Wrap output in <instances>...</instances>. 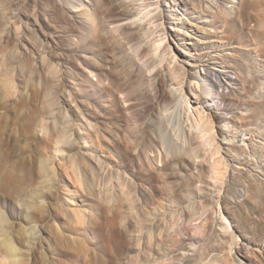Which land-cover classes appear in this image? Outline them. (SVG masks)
Segmentation results:
<instances>
[{
  "label": "rangeland",
  "instance_id": "374dc122",
  "mask_svg": "<svg viewBox=\"0 0 264 264\" xmlns=\"http://www.w3.org/2000/svg\"><path fill=\"white\" fill-rule=\"evenodd\" d=\"M120 1L132 16L106 33L135 56V43L127 44L117 29L138 26L147 51L135 62L142 65L152 53L158 62L147 73L149 91L159 79L173 78L166 85L170 98L185 89L190 96L180 110L200 152L176 177H161L170 193L192 180L194 200L156 198L145 221L122 212L127 187L121 181L136 192L129 209L151 187L131 155L137 151L127 153L126 130L105 115L114 109L100 95L108 58L83 49V36L77 39L56 20L58 8L66 19L78 17L86 0H72L74 8L62 0H0V264H264V216L236 214L250 180L264 189V58L255 42L264 41V33L250 17L264 15V0ZM249 61L255 68L246 74L257 77L250 88L239 71ZM213 63L227 67L230 85L213 88L205 80L201 67L213 69ZM208 94L218 126L239 137L235 148L212 140L196 122L198 113L206 116L199 101ZM171 102L158 110L166 112ZM218 146L220 154L213 155ZM163 154L155 145L143 151L153 170L162 168ZM220 155L231 159L219 173L213 160ZM190 202L203 208L200 219L190 220Z\"/></svg>",
  "mask_w": 264,
  "mask_h": 264
},
{
  "label": "bare ground",
  "instance_id": "6f19581e",
  "mask_svg": "<svg viewBox=\"0 0 264 264\" xmlns=\"http://www.w3.org/2000/svg\"><path fill=\"white\" fill-rule=\"evenodd\" d=\"M62 1L72 8L75 6L72 0ZM86 2L87 6L77 14L78 17L73 16V19H66L63 16L62 10L58 8L56 20L60 28H64L67 25L69 32L77 39L83 36V41L81 43L83 49L91 50L96 48L104 58H108V61L105 62V68H102L107 84L100 86V95L109 99L114 109L105 115L114 124L122 126L126 130V139L128 140L127 153L131 154L129 153V149L131 148L137 151V153L131 155L135 163L140 161L141 165L145 168L143 174L151 187V191L141 197L139 203L135 207L129 209L128 199L136 195V192L133 187L121 181L122 187H127V191H123L121 194V209L123 213L132 214L139 221L152 219L153 214L149 209V205H151L156 198L166 196L168 198H186L188 202L194 200V197H192L194 195L192 180H182L180 188L175 191L172 190V193H170V191L162 186L163 182L161 177L164 174L168 179L176 177L178 173L176 171L181 170L187 162L194 159L200 152V146L197 142L198 137L186 134V130L184 129L185 121L182 119L183 116L180 110L184 105H189L191 103L190 96L187 89H185V93L174 99L170 98L171 94L166 90V85L173 78L159 79L155 83L153 92L149 91L146 84L148 80L147 73L149 68L153 67L158 62L156 63L153 53L150 54L149 57L146 55V60L142 62V65L135 62V56L140 57L147 51V49L141 47L142 42L140 40L142 39L139 33L136 32L138 26L132 28L130 25H124L120 30L117 29V31H120L118 33L119 36L123 38L127 44L135 43V56L131 55L128 50H125L124 45L121 44L117 38L111 36L112 34L108 35L106 33L108 25L120 24L131 18L132 14L123 2L120 0H86ZM250 17L256 23L255 29L259 30L257 32L263 35L264 15L255 12L250 14ZM81 18H83L84 22L80 24V26L78 23ZM255 42L256 45H258V52H260L259 57L264 58L263 39L258 38ZM81 45L74 46V55L76 57H78ZM249 63L250 65L248 66L244 63L239 64V71L242 75H240V78L243 80L245 87H249L247 85L251 83H256L257 80V77L250 78L246 74L247 67L251 70L255 68V63L251 61H249ZM212 66L214 67L213 69L209 66L201 67L204 72V78L206 81L210 82L211 87L214 88L217 85H230L233 78L229 75L230 72L227 70V67H221V65L217 63H213ZM158 74L159 73H156V75ZM184 76H186V73H184ZM188 76H190V73H188ZM119 94L124 96L127 102L126 106L122 105ZM208 95L209 96L206 95L202 97V100L199 101V106L202 112L206 113V116H200V113H198L196 122L203 123L209 138L214 141L219 140L221 145L235 148V140L239 137H228L220 126H218V117L210 113V106L208 105L209 102H214L215 99L210 97V94ZM168 100H172V107L169 110L166 109V112L158 110V107ZM149 117L150 120L146 125L139 127L134 126L132 123V121L136 123L141 122ZM154 145L156 147L160 146L165 154H163V156L166 160L160 170L151 169L150 157L143 155L144 150ZM220 149V146L215 148V153L213 155L220 154ZM229 159H231L229 156L220 155L219 158L213 160V165L219 173L224 169H228ZM138 176L137 173H133L134 179H137ZM250 181L247 187L249 193L248 197L245 202L238 206L239 209L236 211L237 215L244 216L248 219L254 218L255 215H259L260 217L264 216L263 186L254 180ZM227 191L229 192V188ZM221 202L222 205H226V199ZM245 205H248L251 209L247 210ZM187 210H189L188 215L190 220H198L205 214L203 208L194 202H190ZM220 211L219 213L221 216L222 214ZM207 229L208 228L205 227V230Z\"/></svg>",
  "mask_w": 264,
  "mask_h": 264
}]
</instances>
